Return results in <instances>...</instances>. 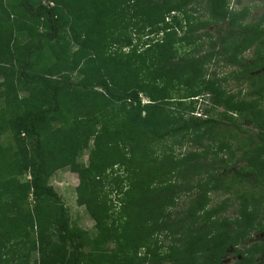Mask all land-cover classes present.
<instances>
[{"label": "trees", "instance_id": "16d2710c", "mask_svg": "<svg viewBox=\"0 0 264 264\" xmlns=\"http://www.w3.org/2000/svg\"><path fill=\"white\" fill-rule=\"evenodd\" d=\"M230 3L0 0V264H264V11Z\"/></svg>", "mask_w": 264, "mask_h": 264}, {"label": "rangeland", "instance_id": "374dc122", "mask_svg": "<svg viewBox=\"0 0 264 264\" xmlns=\"http://www.w3.org/2000/svg\"><path fill=\"white\" fill-rule=\"evenodd\" d=\"M239 1V2H238ZM230 4L232 7L236 8H248L250 10L251 19H256V17H259L261 13L264 11V8L259 5L260 0H230ZM214 27L209 28V31H212ZM248 55H251V53H247ZM227 70V68H226ZM220 72V71H219ZM77 77V75L75 76ZM234 86L233 84L228 85L227 89L230 90ZM144 102H147L146 98H144ZM204 102H200L198 104V108L203 109L206 107ZM209 106V105H208ZM3 140V139H2ZM6 141H3L5 143ZM87 155L88 151L84 152V155L80 157V161L85 163L87 161ZM117 170V168H116ZM28 178V177H27ZM79 183L77 174L73 173L69 168H63L58 170L50 179V184L53 185L55 190L60 194L62 197L65 205L69 208L70 217L72 224H75L76 226L85 229L91 233L95 232L94 225L95 222L91 219L88 211L84 206H79L77 204V194H76V187ZM116 203H118V206L120 204V198H115ZM32 205L33 204V201ZM236 208H230L229 212H232V217L234 216L233 213H235ZM250 240L247 242L246 246H250L253 243L259 242L264 238V233L255 235L254 231L250 235ZM33 259L31 260V264H38V254H33ZM238 259V256L236 255V249L229 248V250L226 253V256L224 257V262L227 264L234 263L235 260ZM262 257H258L257 261L260 262Z\"/></svg>", "mask_w": 264, "mask_h": 264}, {"label": "flooded vegetation", "instance_id": "af4514ba", "mask_svg": "<svg viewBox=\"0 0 264 264\" xmlns=\"http://www.w3.org/2000/svg\"><path fill=\"white\" fill-rule=\"evenodd\" d=\"M239 257V256H238ZM239 259V258H238ZM236 261V260H235ZM235 261H234V263H232V264H235Z\"/></svg>", "mask_w": 264, "mask_h": 264}, {"label": "clouds", "instance_id": "9594fccd", "mask_svg": "<svg viewBox=\"0 0 264 264\" xmlns=\"http://www.w3.org/2000/svg\"><path fill=\"white\" fill-rule=\"evenodd\" d=\"M223 262H224V259H223ZM225 263V262H224ZM227 264V263H226Z\"/></svg>", "mask_w": 264, "mask_h": 264}]
</instances>
